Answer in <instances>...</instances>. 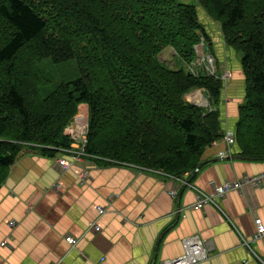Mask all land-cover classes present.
Returning <instances> with one entry per match:
<instances>
[{"label":"trees","instance_id":"1","mask_svg":"<svg viewBox=\"0 0 264 264\" xmlns=\"http://www.w3.org/2000/svg\"><path fill=\"white\" fill-rule=\"evenodd\" d=\"M209 19L242 75L231 153L264 161V0H0V184L25 148L72 151L64 132L80 105L83 157L163 177L193 172L225 134V81L214 60L213 75L194 64L201 43L211 55ZM167 48L183 66L161 61ZM45 59L74 62L76 78L43 94ZM196 89L210 112L184 100Z\"/></svg>","mask_w":264,"mask_h":264},{"label":"crops","instance_id":"2","mask_svg":"<svg viewBox=\"0 0 264 264\" xmlns=\"http://www.w3.org/2000/svg\"><path fill=\"white\" fill-rule=\"evenodd\" d=\"M205 30L215 67L228 74L219 114L224 133L232 132L243 96L239 59L225 48L218 24L209 19ZM165 50L162 60L172 61L171 49ZM75 131L82 134L83 125ZM65 132L79 153L83 137ZM224 150L225 143L216 141L193 172L176 178L85 157L62 169L58 161L70 162L72 153L51 157L23 149L0 184V264H161L180 256L181 241L192 236L209 247L201 264H264V239L241 245L254 218L264 224V178L258 186L225 193L216 206L191 209L197 191L210 194L213 186L264 173V161L236 159L232 151L220 160L217 153ZM91 223L100 230L94 232ZM69 237L76 245L66 243Z\"/></svg>","mask_w":264,"mask_h":264},{"label":"built area","instance_id":"3","mask_svg":"<svg viewBox=\"0 0 264 264\" xmlns=\"http://www.w3.org/2000/svg\"><path fill=\"white\" fill-rule=\"evenodd\" d=\"M201 44L198 45L197 47L199 48ZM199 54L203 55V51L199 52ZM207 59H208L207 70L211 75H213L215 70L213 65V59L211 58H207ZM227 78H228V74H223L220 76V79L222 81H225V79ZM86 129L87 126L85 121V127L83 126L84 132H86ZM221 140L225 143L228 152L225 156H221L222 154L219 153V159H223L226 156H229L230 147L233 144L232 133L226 132L221 138ZM84 143L79 153H75L69 150H63V152L72 153V156L69 157L70 162L64 159L58 161V164L62 167V169H64L70 163L78 160V158L83 157ZM262 178H264V173H260L252 177L243 176L237 181L225 182L223 184L213 186L210 194H204L200 191H197L195 196V201L191 206V209L199 210L206 205L216 206V200L222 197L225 193L231 190L238 191L240 187L245 184L250 186H258ZM57 188H59V186H57ZM173 193L174 192H172L171 195H173ZM96 210L100 216L104 215L106 212V210L103 209L102 207H97ZM252 224H253V232L251 236L246 241L241 240V245L245 247H247L250 243L259 242L264 239V224L261 222V220L259 218H254ZM9 225L15 226L13 222L10 223ZM90 226L93 227L94 232H98L100 230L99 226L95 225V223H91ZM66 243L71 246H74L76 245L77 240L69 237L66 238ZM1 245L4 246V243H2ZM181 247H182V253L180 256L171 260H165L161 264H201L206 259L207 252L209 251V247L205 242H202L197 237H193V236L183 239L181 242Z\"/></svg>","mask_w":264,"mask_h":264},{"label":"rangeland","instance_id":"4","mask_svg":"<svg viewBox=\"0 0 264 264\" xmlns=\"http://www.w3.org/2000/svg\"><path fill=\"white\" fill-rule=\"evenodd\" d=\"M180 1H182L184 3L193 2V0H180ZM195 52H196V61L194 62V64H195L196 68L201 69V72H203L204 70L202 68H204V69L206 68L207 69V67H208V59L207 58H211L212 56L210 54H207V52H205V51H204L203 55H200L197 52V49L195 50ZM167 55L171 57L170 60H172V58H173V61L167 62L168 65L171 68H177L178 65H180V67L183 66V63H180L174 57V55L172 53H168ZM237 57H238V55H237ZM159 58L161 59L160 56H159ZM238 59H239V57H238ZM161 61H162V59H161ZM203 64H205V65H203ZM39 68H40L39 70H40V73H41L42 77H44V78L49 80V84L46 85L44 90H42L43 94L49 93L50 91L55 89L56 86L58 84H60V83L70 82V81L74 80L76 78V76H77L76 67L74 66V62H72V61H68V62H64V63H60V64H54L50 60L45 59L41 63ZM206 73H208V71H206ZM225 82H226V79H225ZM197 96H199L200 100L196 99ZM184 100L187 103H190V104H192V105H194V106H196L198 108H201L203 110H206L205 114H206V112H210L212 110L211 109L212 105L209 102L208 96L206 97L205 92H204L203 89H196V90L191 91L190 93H187L184 96ZM241 101H242V98H241ZM241 101H240V103H241ZM240 103H238L237 105H239ZM77 112H78V114H77L76 119H75L76 123H73L74 122L73 121L74 119H73L72 123L69 125V127L66 128V131L67 130L71 131V129H72V132H74L75 136L79 137V140L81 139V137H83V143H84L85 142V134H86V132H85V134H84V132L82 134L81 133L76 134V131H75L76 129L75 128H77V130L82 128V126L79 127V124L81 123V122H79L80 119H82L84 121L87 118V120H88L87 106L86 105H80L78 107V111ZM83 116H86V118H84ZM83 126L85 127V124ZM67 133L68 132H64L65 135H68ZM227 152H228L227 148L224 151H219L217 153V157L219 158V153L222 154L221 156H225L227 154ZM230 152H231V150H230ZM250 177H252V176H250Z\"/></svg>","mask_w":264,"mask_h":264},{"label":"bare ground","instance_id":"5","mask_svg":"<svg viewBox=\"0 0 264 264\" xmlns=\"http://www.w3.org/2000/svg\"><path fill=\"white\" fill-rule=\"evenodd\" d=\"M200 49H199V52H201L202 51V45L199 47ZM197 100H200L199 99V96H197V98H196ZM85 121H86V119L83 121L82 119H80V121L79 122H81L80 124H79V127L80 126H82V125H84L85 124ZM76 129V128H75ZM81 130H82V128H80V129H78V131H80L81 132Z\"/></svg>","mask_w":264,"mask_h":264},{"label":"water","instance_id":"6","mask_svg":"<svg viewBox=\"0 0 264 264\" xmlns=\"http://www.w3.org/2000/svg\"><path fill=\"white\" fill-rule=\"evenodd\" d=\"M196 49H197V52L199 53V49H200V48H198V47H197ZM73 119H74L73 121H75V119H76V116H74V118H73ZM86 126H87V120H86ZM224 159H225V158H224ZM199 169H200V166H199ZM197 170H198V169H197Z\"/></svg>","mask_w":264,"mask_h":264},{"label":"clouds","instance_id":"7","mask_svg":"<svg viewBox=\"0 0 264 264\" xmlns=\"http://www.w3.org/2000/svg\"><path fill=\"white\" fill-rule=\"evenodd\" d=\"M221 160V159H220Z\"/></svg>","mask_w":264,"mask_h":264}]
</instances>
